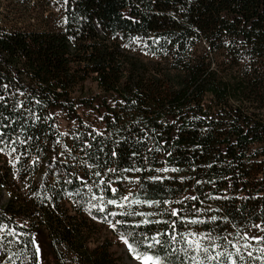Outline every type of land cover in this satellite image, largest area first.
I'll return each mask as SVG.
<instances>
[{
	"label": "trees",
	"instance_id": "obj_1",
	"mask_svg": "<svg viewBox=\"0 0 264 264\" xmlns=\"http://www.w3.org/2000/svg\"><path fill=\"white\" fill-rule=\"evenodd\" d=\"M3 226L0 264H264V0H0Z\"/></svg>",
	"mask_w": 264,
	"mask_h": 264
},
{
	"label": "rangeland",
	"instance_id": "obj_2",
	"mask_svg": "<svg viewBox=\"0 0 264 264\" xmlns=\"http://www.w3.org/2000/svg\"><path fill=\"white\" fill-rule=\"evenodd\" d=\"M8 16V14L6 16H4V18H6ZM19 15H11L9 14V18L7 19V22L12 21L13 18L18 17ZM32 23H35L32 21ZM89 87H93L95 89L94 86H92L90 83L87 84ZM81 115L85 118L87 117V114L84 111H80ZM76 124L70 122L63 114L59 115L58 118V127L60 128V130L63 133H67L68 131H70L71 129L75 128ZM7 196L4 197V199L2 200V204H4V202L6 201ZM0 230L4 233H6L7 231V227L3 226L0 228ZM35 241H36V246H39V260H40V264H57L55 261V257H54V253L52 250V247L50 245V241L46 235V233H44L43 231H39L35 234ZM115 241V245L113 247V252L121 258V260L123 261L124 264H143V260H137L136 256H143L141 254L135 253L129 246L128 244L125 242L124 239L122 238H116L114 239Z\"/></svg>",
	"mask_w": 264,
	"mask_h": 264
},
{
	"label": "snow or ice",
	"instance_id": "obj_3",
	"mask_svg": "<svg viewBox=\"0 0 264 264\" xmlns=\"http://www.w3.org/2000/svg\"><path fill=\"white\" fill-rule=\"evenodd\" d=\"M108 203H113V201H108ZM100 210L103 211L104 209L101 208ZM172 214L173 215H178V213L175 212V211ZM144 222L145 223H148V221H144ZM257 227H260V226H257ZM261 231H264V228H261ZM250 239L251 240H255L257 243H259L261 240H264V237H251ZM152 241H153V243L150 244L149 247H152L153 245L160 243V240L157 239V238H155V237L152 238ZM125 242L127 243V241H125ZM33 243H34V241H33ZM193 244L195 245V250L196 251H198V252L201 251V245H200V242L198 240L197 241H194ZM35 247H36V252H39V246L37 245ZM129 247H131V246H129ZM244 247L245 248H248L249 245L248 244H245ZM202 251L204 253H208L209 252V248L208 247H204L202 249ZM260 251H264V249H260ZM236 253L237 254L240 253V249L239 248H236ZM223 255H224V253H217L215 256H212V255L207 256V259L208 260H217L219 257H221ZM248 256H252V253L251 252H248ZM136 259L137 260H141L142 259L143 260V264H159V260L154 259V257L152 255H143V256L137 255L136 256ZM241 259H242V257H241ZM232 264H236V261L233 260L232 261Z\"/></svg>",
	"mask_w": 264,
	"mask_h": 264
}]
</instances>
